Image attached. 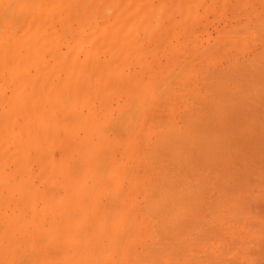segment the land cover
Instances as JSON below:
<instances>
[{"label":"bare ground","instance_id":"bare-ground-1","mask_svg":"<svg viewBox=\"0 0 264 264\" xmlns=\"http://www.w3.org/2000/svg\"><path fill=\"white\" fill-rule=\"evenodd\" d=\"M154 1H156L155 3H157L159 1L158 8H156L155 6L153 7L152 3ZM154 1L149 2V0H0V243H1V241L3 242V245L2 246L0 245L2 247V249L0 248V250H1L0 253L4 254L3 252H5L8 255L7 256L8 258H5L4 261H6V259H7V261L10 262L13 258L22 257V256L25 257L24 253L27 251V253H26L27 259L23 258V260H25L26 263L25 262L23 263V260H21L22 262L19 261L20 258L19 259L16 258V259L21 264L22 263L23 264H32L34 259L32 258L33 259L32 260L30 258H31V256L34 257L33 253L36 249L34 248L35 250L34 251L32 250L33 252H31V251L28 252V250H31V248L36 247V246L39 247L40 244L38 245V242L41 243V241H43V242L44 241H47V242L51 241V243H53L52 241H59V242H62L61 247L53 248V247H50V245H48L43 253L39 252V254H38L35 251V255H38V257L35 259V264H71L72 263L71 261L73 258L70 255L68 248H69V246L72 247L73 244L70 245V242L80 241V243H81V241L83 242V240L89 239V241L88 240L87 241L92 246L93 243H91V242H93V241L90 242V239L91 240L100 239L101 240L100 243L97 242V244H96L97 247L94 246L92 248L89 244H86V247L89 248V246H90L91 250L89 252H87L88 249H86V251L85 250L84 251L87 252V254L93 253V256L95 255L96 258H97V256L99 258V256L101 257L103 255V253L107 252L108 250H111V252L117 256L116 257L117 260H118V257L119 258L122 257V258H120V262L124 260L123 259L124 256L128 255L127 259L128 258L129 259L127 262H129V260L131 258L133 259V262L131 259L129 264L131 262L133 264H162L160 261H158V258H160V257H158V255L160 256L161 253H162L161 255L163 257L165 255L167 256L168 253L173 255V253H172V251H173L174 254H176V256H171V255L167 256L169 258L171 257V259L173 257L179 258V256L182 254H184V255L186 254L188 257L189 253L188 252L186 253L184 251L186 249L184 247V244H186L185 246L188 245L187 243H184L186 240L185 237H188L187 235L189 233L187 234V232H189V231L191 233H193V234H189L192 236L195 235V231L196 232L198 231L197 229L195 231H191V230H189L190 228L188 229L189 231H187L185 224L183 225L182 220H185V218L188 219L187 218L188 214H191V216L195 220L197 218V222H198V218H199V220H200L199 225L200 224L201 225L197 226L198 225L197 224L196 228L197 227L201 228V226H202V228H201L202 230L205 229L204 226H207L208 223L210 222V220L212 219L211 218L212 215L210 216V213L214 212V211H212V209L214 210V207H215L214 202H213L214 199L211 198L212 201L210 199H209L210 201L208 200L209 202L207 201L208 204H210L211 206L207 205L206 204L207 202H205V204L207 206H209V208H208L207 206L204 205V203L203 204L199 203V201H201L202 199H200V196H198V193H197V196L199 198L195 195V199H200L199 201L197 200L198 204L195 203L196 204V205L194 204L195 206L193 204H191V206L189 205L190 208L188 206L189 209L188 208L185 209L186 204L188 205V203H190L188 200L191 198L190 196L192 194V191L190 193L186 192V193L190 194V196L188 195L189 199H187L185 197L186 202L188 201L187 203L185 202V198H183V194H184L183 192H184V189H186L188 191L191 188L190 187L191 186L190 181L192 182L193 180L197 179V177H192L195 173L194 170L196 169L195 168L196 165L198 166V164L200 163L199 165H203V167L199 166L198 168L204 169V166L206 167V164H208V166H209V164H211L210 169L216 170L218 167H216L217 166L216 164H215L216 166L214 165L213 161L215 160V163L218 162L220 164L219 160H217V162H216V159L222 153L221 152V149H222L221 146L223 147V149H222L223 152H226L227 150L230 151L228 149V147H226L227 142H228L226 139H228L227 137L229 135L227 134V132L225 133L226 130L223 131L226 128L221 127V126H224V125H222L223 122L220 124V121H219V120H222V121L226 120L225 117H227V116L229 117V114L224 113L222 115V118H218V117L219 116L221 117L220 113H223V112H220L221 110H225V112H227V113L233 111L231 109V107L234 106L233 107V109H234L236 107L235 105L237 103L235 104L234 102H236V101H234L233 99L232 100L234 102L231 101V98L229 96V99H227V100H229L233 103L231 105V102H230L231 106L229 105V107H230V109H229L228 105L226 106L224 104V102L226 104H228L229 101H225V100L219 101L218 100V102H220V104L218 103L216 106L220 107L219 108L220 111L218 113L219 116L216 115L217 113H214L215 110L218 109V107L214 108L215 109L214 110L211 107L212 104L210 103L211 104L210 106L208 104V106L211 107L210 109H212L211 112H213V113L210 112L211 114H213L212 116L213 117L217 116L216 117L217 123L211 117H210L211 120L208 117H206L207 118V120H206V118H204L205 117L204 113L205 112L209 113V111L208 110L205 111L204 109H203L204 111L201 110L203 112V114L201 112V116H202L201 117L200 113H199L200 110L196 111L197 107L192 106L195 104H196V106L197 105L199 106L198 103H200V102H198L199 96L197 95V90L200 88L198 87V89L196 91L193 89L194 92L189 94L187 92H191L192 90L190 91L189 87L187 88L186 85H184V86L181 85L183 83L182 82L183 79L187 75H188L187 77H189V75H190V74H186V72L185 73L181 72V69H182V71H184L185 68L188 67L187 70L189 71V68L191 67L192 70L191 69L190 70L193 71L192 73L195 74L196 73L195 70L197 71V73H199L198 70L201 71L202 67H200V68L198 67L199 69L197 67H192L195 65V63L194 64L190 63L191 60L189 61L188 58H185V60L187 59L186 61H188V62H186V61H184V59L182 57L183 61L180 59H179V61H181L182 63L185 62L186 64L185 63L182 64L181 62H179L178 63L179 65H178L175 63V65L176 66L178 65V66L176 68L171 67L172 69L170 71L166 70V73H165V71H164V73H159L158 70L157 71L154 70L153 69L154 65L152 66V63H154L155 61H153V60H150L151 65L149 64V66L152 67L151 68L152 70L149 69L147 66H146V70H145L144 64L150 58L155 57V51L160 47L161 44H162V46L164 44H166L164 40L169 39L168 36L172 35L171 32L174 29V28L173 29L171 28L172 30L171 29L168 30V32L171 31L170 35H168V33H167L168 36H167V38L163 39V41L161 40L163 36L160 39V35H162V34L159 33V31H161V30H159L158 27H160V29H161V25H162V27L164 26L162 23L165 22L164 20L160 19L161 17L162 18L165 17L164 15L162 16L160 13L164 14L167 10H169V12H170L169 8L167 10L163 9L164 13L162 12L163 10L160 11V9H162V7L164 6L165 3L167 4L168 7L171 4H173V6L172 5L171 6L174 7L175 4L177 5V1H179V0H170L171 1L170 4L167 3V0H158V1L154 0ZM173 1H174V3H173ZM175 1H176V3H175ZM197 1L198 0H196V2ZM179 2H181L180 4H182V5L184 3L185 7H186V4L189 5L186 2H191V0H186V2H185V0H180ZM196 2H194V4ZM206 2L207 1L205 0V3ZM180 4H178V5H180ZM194 4H192V6H191L190 13H192V14H193V12H195L198 9L197 6L195 7L196 9L192 8V7H194L193 6ZM202 4H203V2H202ZM215 4H216V1H215ZM226 4H229V3H226ZM200 6H202V5H200ZM209 6H210V4H209ZM219 6H220V4H219ZM181 8H183L182 10H184V6H182ZM186 8H185V11H186ZM218 8L222 9L221 7H218ZM177 9L175 8V11ZM192 9H193V11H192ZM202 10H204V9H202ZM245 10H247V9H245ZM173 11H174V9L173 10L171 9V12H173ZM176 12H178V11H176ZM180 13H183V12H181V9H180ZM199 13H202V12L199 11ZM199 13H198L199 16L197 15L198 17H200V15H201ZM210 13H211V11H210ZM210 13L208 12V14H210ZM215 13H217V11ZM167 14H168V11H167V13H165V15L167 16ZM249 14H251V11H249ZM160 15H161V17H160ZM173 15H174V13H173ZM183 15H184V13L181 14L182 17H183ZM214 15H216V14H214ZM214 15L211 14V16H212L211 18H213ZM207 16H206V18H207ZM182 17H180V18H182ZM188 17L191 18L193 16L189 15ZM190 18H188V19H190ZM169 19H170V21H172V19L175 20L174 17L171 18V15H170ZM169 19H168V21H169ZM188 19H186V21H188V24H189ZM256 19L258 20L257 17H256ZM262 19H261V21H262ZM166 20H167V18H166ZM190 20H192V19H190ZM195 20H197V18ZM162 21H164V22H162ZM199 21H198V24H201V22H199ZM205 21H206V19H205ZM212 22H210V24ZM172 23H174V22H168L166 24H172ZM186 23H184V26ZM182 24L183 23H181L180 26L177 25L178 28H180ZM254 25H256V24H253V27L250 25L252 28V31L255 32L256 34H257V32L261 33L259 31L260 28L262 30L261 25H259V24L256 25V26H260V28L257 27L258 30L256 29V27ZM187 26L188 27H186V29H185L186 31H188L190 28L189 25H187ZM216 26H217V24H216ZM164 27L167 28V25ZM166 28L162 29V31L164 30L163 35L166 34L165 33L167 30ZM178 28H176V30ZM217 28H218V26H217ZM244 28L243 29L241 28V29L245 30L246 28H248V30H249L250 27L246 26V28L245 29ZM251 28H250V30H251ZM254 28L256 29V31H254L255 30ZM180 29H182V27ZM195 30H197V29H195ZM242 30H241V33L239 30H238L239 33H237L238 31L235 30V33H237V34H234L233 30L231 32H233V34L235 35L234 38H237V36H238L242 40V38L245 39L248 36L247 40L250 41L249 38H251L253 36L252 31H250V30L249 31L248 30L242 31ZM242 32L244 34H246L247 32H250V35L248 33H247V35H244ZM157 33H159L160 35L158 34L156 37H157V39L159 38V40H161L162 43H160L158 41L160 44L158 43L159 47L158 48L156 47L157 49L155 50V47H153V46H155L157 42L155 40H152V38L153 37L156 38L155 35ZM262 33H264V32H262ZM185 34H186V32H185ZM228 34H229V32H228ZM233 34L231 33V35L229 34L227 36H229V37L232 36V38H233ZM240 34H242V35L240 36ZM186 35H183V36H186ZM172 36H170V37L173 38ZM203 36H205V35H203ZM223 36L220 37L218 40H220V39H222L223 41L229 40L228 38L223 39L225 37V36L224 37ZM199 37H201V36H199ZM255 37H256V35L253 38H255ZM260 39H262V38H260ZM178 40H179V38H178ZM230 40H229V42H230ZM257 40H255L256 43H257ZM150 41L152 42L151 45H150V43H151ZM153 41H155V43ZM181 41L182 40H180V42ZM235 41L238 44L239 41H237L235 39H234V41L232 40L231 43H234ZM224 42H226V41H224ZM229 42H227V43L231 44ZM260 42H261V40H260ZM174 43H173V45H174ZM191 43L192 42H190V44ZM211 43L210 44L208 43V44L212 46ZM178 44H179V42H178ZM214 44H215V41H214ZM205 45H207V44H205ZM225 45H226V43H225ZM259 45H261V44H259ZM162 46H161V48H159V50L160 49L162 50L164 48V47L162 48ZM203 46L204 45H202V47ZM257 46H258V43H257ZM166 47L167 48L164 49V50H166L165 53L169 52V50H168L169 45L168 46L166 45ZM202 47H201L202 50L205 49ZM220 47L222 48V45ZM252 47H253V45H252ZM252 47H251V49H252ZM211 48L212 47H210V49ZM195 49H197V48H195ZM210 49L208 47V50H210ZM253 49H252L253 52L256 51L255 47ZM170 50H172V49H170ZM202 50H201V53H203ZM208 50L205 49L204 53H206V51H208ZM234 50H236V48ZM242 50L243 49L241 48V51ZM260 50H262V49H259L258 52ZM263 50H262V52L264 53ZM199 51L200 50L194 51V49H193L192 51L189 52L190 54L194 52V54L196 56H198L195 58L194 54H191L194 56V57H192V59L194 61H196L197 58L199 59L200 55L202 56V54ZM212 51H213V53L211 55H214L215 47L212 48ZM162 52H163V50H162ZM197 52H199L200 55ZM226 52H228V51H225L224 53H226ZM233 52H231L229 54L232 55ZM159 53H160V51H159ZM165 53H163V54H165ZM210 53H211V51H210ZM156 54H158L157 51H156ZM169 54H170V52H169ZM190 54H188L187 57H190ZM246 54H247V51H246ZM254 54H255V52H254ZM254 54L251 53V55H254ZM175 55H176V53H175ZM159 56H161V55L159 54ZM262 56H264V55H262ZM203 57H204L205 61L208 58L207 55L205 54V56L201 57L202 62H203ZM248 57L249 56L246 57V62H250V63L252 62L253 63L255 59H253V61L252 60L250 61V59H248ZM251 57H253V56H251ZM228 58H230V57H228ZM243 59H245L244 56H243ZM243 59L240 60L241 63L243 62ZM156 60H157V57H156ZM226 60H227V58H226ZM228 60H227V63L229 62ZM238 60H239V58H238ZM205 61H204V63H205ZM214 61H216V59H214ZM191 62H193V61H191ZM221 62H223V60ZM232 62H234V60H232ZM232 62H231V64H232ZM243 64L244 63H242L241 65L238 64L240 70L244 69V68H242V66L244 67ZM256 64H258V62ZM260 64H262V62ZM263 64H264V61H263ZM181 65H183V68ZM184 65L187 67L184 68ZM203 65L201 63V66H203ZM215 65H217V63ZM171 66H173V65H171ZM220 66H219V68H220ZM234 66H236L238 68L237 65H234ZM248 66H246V64H245V67L248 68V70H246L247 71L246 76L250 77L251 75H248L250 73V71L251 72L254 71L253 73H256L258 70L255 69L256 70V72H255V70L249 69ZM168 67L166 69H168ZM259 67H262V66L260 65ZM235 68H234V70H237ZM263 68H264V66H263ZM206 69H207V67H206ZM224 69L226 70V68H224ZM230 69H232V68H230ZM217 70L220 71L219 69H217ZM240 70H238V71H240ZM202 71L205 72L204 69ZM202 71L200 72V75H202L201 74V73H203ZM207 71L210 72L209 69ZM241 71H243V70H241ZM208 72H207V74H209ZM146 73L147 74L149 73V74L147 76H145ZM233 73L235 74V72H233ZM181 74H183V76ZM228 74H230V72ZM228 74H226V77H229L232 75V73L230 75H228ZM198 75L199 74L195 75V76H197V79H195V77H192V76H191V78H194V80H196V82H198L200 80ZM214 75L219 76L217 74H213V76ZM235 75L236 76L240 75L241 80H242V76H244V74L242 75L241 72H240V74H235ZM202 76H204V75H202ZM205 76H206V74H205ZM246 76H244V77H246ZM237 77H238V80L237 79L236 80L239 82L240 81L239 76H237ZM191 78H189V79H191ZM218 78H219V81L223 80V79H221L222 77H220V76ZM261 78H262V75H261ZM189 79H187L185 81L188 82ZM231 79H233V77H231ZM244 79L245 78H243V80ZM212 80H214V79H212ZM226 80L227 79H225L224 81H226ZM219 81L214 80V83L216 82L219 84ZM224 81H222V82H224ZM250 81H248V84H250L249 83ZM233 82L235 83V81H233ZM245 82H246V80H245ZM239 83H241V81ZM176 84L179 86V88L177 87ZM246 84H247V82H246ZM253 84H254V82H253ZM261 84L262 83H260L259 86H261ZM187 85L190 86L188 83H187ZM198 85H200V84H198ZM208 85H209V87L212 86V85H210V82ZM235 85H237V84H235ZM250 85H252V84H250ZM200 86H202V85H200ZM215 86H217V85L215 84ZM252 86L254 88V85H252ZM263 86L264 85L262 84V87ZM213 87H214V85H213ZM236 87H240V85L236 86ZM236 87H235V89H236ZM246 87L247 86H245L244 88L246 90L247 89L249 90V88L251 86L247 87V88ZM258 87H255V88H256V92H259L258 93L259 94L258 99L261 100L260 95H263V94H261L260 91L262 89H259ZM262 87H260V88H262ZM185 88H187L186 93L189 94L188 96L193 95L196 92V94L193 97H191V96H190L191 98L189 97L195 103V104L193 103L192 105L190 104V106H192L191 108L195 107L194 108L195 110L193 109L194 110L193 111L191 108L188 107L187 110L189 112L188 111L183 112V110H182L183 114H180V113L177 114L175 111H177L179 108L176 107V105H173L175 102V101H173V99L175 98V100H177L176 96H178V95H180L181 99L184 98V97H181L182 94H183V96L188 98L187 94L184 92L185 93V95H184V93H183ZM222 88H223V86H222ZM225 88H227V85L225 86ZM255 88L254 89L251 88L252 91L251 90H249V91L255 92L254 91ZM257 88H258V91H257ZM203 89H204V87H203ZM245 89H243V90H245ZM220 90H221V88H220ZM234 90H232V91H234ZM240 90H241V88H240ZM248 90H247V92H248ZM203 91H205V90H203ZM235 91H238V89ZM207 92H208V90H207ZM216 92H217V90H216ZM225 92L223 90L224 94H226ZM240 92L244 94L245 91H243V92L240 91ZM240 92L238 91L239 94L235 95V98H237L236 96L241 95ZM247 92L245 93L246 95H247ZM198 93H200V92L198 91ZM218 93L221 94L219 91H218ZM233 93L235 94L236 92H232V94ZM224 94L222 96H224ZM250 94L253 95V93H250ZM258 94H256V95H258ZM200 95H202V94L200 93ZM203 95H202V97H203ZM207 95L211 96L209 94H207ZM218 95H217V97H218L217 99H220ZM120 96L121 97L123 96L124 99H122ZM117 97H120L123 100L122 103L120 102V99H119L120 103H116ZM220 97H221V95H220ZM244 97H246V96H244ZM248 97H250V95H248ZM180 98H178V99H180ZM206 98H212V97H206ZM217 99L215 96L214 101H212V102L216 103ZM235 100H237V99H235ZM257 100H254V101L256 102ZM262 100H264V99L262 98ZM183 101H184V99H183ZM185 101L187 102V100H185ZM199 101H200V99H199ZM242 101H244V100H242ZM251 101H252V99H251ZM261 101H259V102L261 103ZM246 102H247V100H246ZM260 103H259V105L258 104H256V105H258V108L262 107L261 109H259V110H262L264 106H260ZM176 104L178 105V103H176ZM222 104H224L226 106V108H223ZM186 105L188 106L187 103H186ZM200 105H202V103ZM243 105H245V104H243ZM249 105H250V102H249ZM249 105H247V106L249 107ZM261 105H263V104L261 103ZM162 106L167 107L169 109H172V111L165 112L164 110H166L167 108H163ZM173 106H175V107L172 108ZM251 106H253V105L251 104ZM227 107H228V109H227ZM175 108H178V109L176 110ZM237 108L240 109L238 106H237ZM254 110H255V108H254ZM238 111H236L235 114L238 113ZM241 111H242V109H241ZM243 111L241 112V115H242ZM247 111H249L248 108H247ZM258 111H256V112H258ZM196 112H198L199 114ZM232 113H230V114H232ZM253 113H251V115ZM196 114H198V115H196ZM243 114L248 115V114H246V108H245V112ZM238 115H239V113L236 114V117ZM199 116H200V118H202L201 120H200ZM256 116H258V115L253 114L252 118L254 119V117H256ZM262 116L263 117L259 116V118L261 121L263 119V122H264V112H263ZM236 117L234 118V120L237 118H240V117H237V118ZM242 117H243V115H242ZM203 118H204V120L207 121L206 125L209 124L208 126H210V124L214 122L213 125H216V126L214 127L211 125L213 127L212 129L215 128V130H217L216 127L218 128L219 125H220L219 127L224 128L222 130L223 132L221 131L219 134L222 137L219 136L217 133L218 138H216L217 136L215 133L214 134L215 141L213 142V139H214L213 133L215 132V130L213 132V130L209 127V129L211 131L210 135L209 134L206 135L207 133H204V132H206V130L204 131V129H202L205 127L201 126V125H204L206 123L205 121H203ZM223 118H224V120H223ZM231 118L232 117L230 116V118H228V119H231ZM240 120L242 121V119H240ZM254 120H252V121L255 122ZM197 121H198V123H197ZM199 121H200V123H199ZM202 121L205 123L202 124ZM208 121H210V123H208ZM232 121H233V119H232ZM247 121L249 122V119H247L246 122ZM256 121H258V118ZM227 122L225 125H227ZM231 122H229V123L231 124ZM263 122H260V123H263ZM249 123H251V122H249ZM196 124H199V126ZM217 124H218V126H217ZM234 124H231V125H234ZM237 124H240V123H237ZM251 125L250 126L248 125V126L251 127ZM263 125L261 124L260 126H263ZM195 126H198V127H195ZM208 126H206V127H208ZM234 126H236L235 129L237 127L240 128V126H237V125H234ZM243 126H244V124H243ZM226 127H228V126H226ZM229 127H231V126H229ZM245 127L247 128V126H245ZM253 127H252V129H253ZM194 128L197 129L199 132H200L199 129L203 130L204 132L201 131V134L203 136L200 135L199 132L197 134V130H195V132H194ZM250 129L248 128L249 131H250ZM252 129H251V131H252ZM256 129L257 128L255 126L254 130L257 134ZM259 131H260V129H259ZM239 132L240 131H238L237 133H239ZM244 132H245V130H244ZM224 133L228 136H226ZM262 133H264V132H261L260 134L262 135ZM222 134L225 135L226 139L224 138V136ZM245 134H246V138H247V133L245 132ZM249 134H250V132H249ZM198 135H200V136H198ZM263 135H262V137L264 138ZM206 136H207V138L210 136L213 137V138L210 137L212 140L211 143H209L210 139H207ZM230 137H229V139H230ZM237 137H236V139H238L240 141L241 139H239ZM240 137H242V134ZM259 137H261V136L259 135ZM244 138H245V136H244ZM249 138H247V140ZM263 138H261V139L263 140ZM205 139H207L206 142H205ZM216 139H217V141H216ZM222 139L225 140L224 145H225L226 151H224V145H223V143H221ZM251 139L252 138L249 139L248 146L250 145V142L252 141ZM198 140H202L204 142L203 143H202V141L198 142ZM255 140L257 142H259L260 145H264V141H263V143L262 142L260 143L258 136H257V138L254 139V143L256 142ZM232 141H235V140H232ZM200 142H201V144H200ZM216 142L219 143L220 147H218L219 145ZM204 143H205V148H204ZM215 143L218 146L216 145V147H214ZM233 143H235V142H232L231 144H233ZM229 144L230 143H228V146H229ZM243 144L246 145V146H244L246 148H243V149L245 151H247L248 146H247V142L245 143V139H243L242 145ZM259 144L255 145V146L257 147ZM199 145L202 146V147L200 146L201 153H200V151H198ZM237 145H238V142H237ZM237 145H236V147H237ZM194 146H196V147H194ZM252 146L255 148L254 145H252ZM233 147H232V149L236 150V148H233ZM240 147H241V149L240 148L239 149L242 150L243 146H240ZM194 148H197V154L199 155V157L200 156L202 157V158L197 157L199 160L196 159V151H194ZM207 148H208V151H206ZM214 148L216 151H213ZM251 148H250V152L248 151L249 154L252 151ZM232 149H231V151H232ZM257 149L258 148H255V151H252V152H258ZM209 150H210V152H209ZM217 150L219 151V153H218L219 155L216 153L218 156L214 155V153L217 152ZM259 150H261V149H259ZM211 151L213 152L214 158L216 156L215 159L213 158ZM204 153L208 154V156H206ZM228 153L229 152H226V154H224L225 157ZM239 153H241V152L239 151ZM236 154H238V153H236ZM241 154H243V152ZM249 154L247 155L248 160L251 161V159L253 160V158H255L256 160L258 159L257 158L258 153L256 156L255 155L252 156V153L250 155ZM224 155H222L221 158ZM244 155H246V154L244 153ZM260 155H263V154H260ZM260 155H258V156H260ZM203 156L204 157L206 156V158H203ZM228 156H230V155L228 154ZM232 156H234V155L232 154ZM236 156H239V155H236ZM236 156H234V157H236ZM249 156L250 157L252 156L253 158L252 157L249 158ZM225 157H223V158L226 161H224L223 159L222 160L227 165L230 161L232 162V160H236L234 158L227 163L228 158L227 157L225 158ZM244 157L246 159V156H244ZM244 157L242 159H244ZM207 158H208V161L211 159L210 160L211 163H209L206 160ZM202 159H203V163L201 161ZM196 160L198 161V163L195 162ZM248 160H247V162L245 161L247 164L242 163L243 161L241 162L242 164H246L245 167L248 166L246 168L247 170H248V168H251V167H249V164L251 162H249ZM254 160L252 161L253 163H255ZM204 161H206L205 164H204ZM238 161H237V164L235 163L236 161L232 164L238 165ZM260 161H262V157L260 158L259 162ZM259 162L257 165H259ZM260 163H263V161ZM221 164L223 165L222 161H221ZM226 164H224V166H222V165L221 166L218 165V166H220L222 168V167H225ZM227 165H226V167H227ZM255 165H256V163H255ZM255 165L252 164V167ZM263 165H264V163H263ZM213 166H215V168ZM242 166H244V165H242ZM238 167H239V165H238ZM238 167H236L238 170L242 169V168L240 169V167L239 168ZM259 167H260V165H259ZM259 167L257 166L258 169H259ZM198 168L196 169L197 170L196 173L200 172V170H198ZM225 168H222L223 170L221 169L222 171L220 170V173L223 172ZM230 168H232V167H230ZM262 168H260V170ZM205 169L203 172H205ZM233 169H235V168H233ZM258 169H256V171H257L256 174H259ZM230 170H227L226 173L224 172L225 175L228 174L227 172ZM252 170L253 169H250L247 172L248 173L250 172V175H251V173L254 171V170L253 171ZM260 170H259V172H262L264 169L261 171ZM213 171H211V172H213ZM209 172L210 171H208V173ZM211 172H210V176L212 175ZM224 173H223V175H224ZM239 173H241V172H239ZM245 173H246V170H245ZM254 173L255 172H253V174ZM206 174L205 173H203V175L200 174V177L203 176V182H204V179H206L208 176V174L207 175ZM229 174H231V173H229ZM204 175L206 176L205 178H204ZM233 175H235V174H233ZM196 176H197V174H196ZM220 176L224 177V176H222V174ZM220 176L218 178H221ZM254 176H255V174H254ZM191 177L193 178V180L189 181V179H192ZM200 177H198V178L201 181ZM246 177H248V176H246ZM251 177L249 178L250 180H247L248 182L252 181ZM230 178H232V177H230ZM233 178H234V176H233ZM241 178H242V180L240 181V179L238 177V179H239L238 182H240V184L246 180L245 175H244L245 179L243 178V176ZM256 178H255V180H256ZM232 179H231V183H233V185H234V183H236L237 181L233 182ZM199 180H197L198 182L193 181L195 186L196 185L198 186V184H196L195 182L200 184V186L197 188L199 190L205 188L206 185L212 181V180L211 181L208 180L206 182V180H207L206 179L205 180L206 185L203 183L204 184L203 185L204 187H203L201 184L202 182L200 183ZM227 180H230L229 177ZM188 181H189V184H188ZM218 183H220V182H218ZM223 183H224V181H223ZM226 184H228V181ZM220 185H221V183H220ZM201 186H202V188L200 189ZM241 186L242 185H240L239 187H241ZM231 187H232V185H231ZM209 188L213 189V187L212 188L209 187ZM209 188L206 187L205 189H209ZM223 188L224 187H222V189ZM227 188L228 187H226V189ZM194 189L195 188H193L191 190L194 191ZM205 189H203V193L205 195H207L208 190H205ZM220 189H221V187H220ZM226 189H225V191H226ZM234 189H235V187H234ZM248 189L246 188V190H248ZM204 190H205V192L206 191L207 192L205 193ZM213 190H209V192L213 193ZM239 190H241V189H239ZM218 191H220V190H218ZM228 191L229 190H227V192ZM250 191L251 190H249L248 192H250ZM234 192H236V191H234ZM242 192L238 197H240L242 195ZM193 193H195V191ZM201 193L202 192H199V194L203 196V193L202 194ZM228 193H229L228 195H230L231 191H229ZM246 193H247V191H246ZM254 194L256 195V193H254ZM225 195H223V196H225ZM228 195H226V196H228ZM186 196H187V194H186ZM230 196H228V197H230ZM247 196H248V194H247ZM205 197L207 200L208 195ZM231 197L233 198V195ZM261 197H262V194H261ZM193 198H194V196H193ZM236 198L237 197H235V199ZM183 199H184V201H183ZM235 199L234 200L232 199L234 201V203L236 201ZM225 200L226 199H224V201ZM218 201H221V200L219 199ZM229 201H227V202H229ZM233 201H230V202H233ZM258 201L261 203L260 198L258 199ZM193 202H191V203H193ZM222 203L223 202H221V204ZM234 203L232 205H234ZM201 204L204 205L206 208H204V206H203L204 209H202L201 207H198V205H201ZM222 205H225V202ZM232 205L226 204V206H229V207ZM237 205L238 204L236 203L235 206L231 207L232 208V209H230L231 215L233 214L232 210L234 207H236L235 208L236 210H234V211L235 212L238 211L239 208H237ZM192 206H194V207L192 208V212H190L189 210H191ZM219 206H217V204H216L217 208ZM195 207L197 209L201 208L200 211L201 210L204 211L205 209H211V212L209 213L210 218L208 217L210 219L209 222L203 220L205 223L207 222L206 225L203 224L204 222L201 223V220L204 219L203 217L202 218L197 217V213H196L197 209ZM216 207H215V210L219 211V209H216ZM225 207L222 209L224 210ZM257 207H259V206L257 205ZM184 209H185V212H186V210H188L189 213L188 214L183 213ZM226 209H228V210H227V212L225 211V214L229 213V208L227 207ZM194 210H196L195 213H194ZM240 210H242V209H240ZM244 210L247 211L248 209H244ZM200 211H199V213L202 216L206 214V213L202 214V212H200ZM259 211H260V209H259ZM204 212H207V211H204ZM239 212L241 215L242 214L241 211H239ZM239 212L237 213V215L236 214L235 215L238 216ZM243 213H245V212L243 211ZM186 214H187V217H185ZM220 214H222V213H220ZM193 215H195L196 217ZM228 215L230 216V214H227V217H228ZM262 216H264V215H262ZM183 217H185V218H183ZM189 217H190V215H189ZM192 217H190L189 220H186V221L188 223H190L189 221ZM224 217L227 219L226 216H224ZM231 217L234 218V216H231ZM240 217L241 216H239V218ZM195 220H194V222H195ZM229 220H230V218H229ZM197 222H195V223H197ZM211 222H213V221H211ZM211 222L209 223V226L207 228H209L211 226L212 230L213 229L215 230V227L213 228L212 225H210ZM238 222H240V220ZM214 224H215V222H214ZM191 225L193 226V221H192V224H190V227H191ZM180 226L181 227L184 226L186 228L185 229L186 235H185V233H183L184 232L183 227L180 229ZM124 227H129V229L132 228V231H129V233H128L129 234L127 236L128 240H132V241H133V239L143 240L144 237L150 236V237H152V240H154V243L153 244L149 243V241L151 240L150 239L147 243H149L151 245L142 247L141 249H136L137 246L134 247V245H133L134 248H128L127 246H125L121 242L119 244H117V242H116V244L114 243L113 245H111V243H110V245H106L107 240L122 241L123 236L120 235L119 231ZM194 229H195V225L193 227V230ZM201 229H199V232H197L198 234L199 233L202 234L200 231ZM125 230L127 231V228ZM180 230H183V231L180 232ZM205 230H207V229H205ZM207 231H209V230H207ZM125 235H126V233H125ZM180 236L181 237L185 236L184 237L185 239L184 238L181 239ZM196 236H195V238H196ZM200 237H203V238L200 239ZM200 237H197L198 239H195V240H198V242L195 241V243L193 241L194 236H193V238L189 237L187 239V241L189 239H192L189 241L190 242L192 241V243H194L193 245H197V243L199 245L201 243L200 240H205L207 238V236L200 235ZM204 237H205V239H204ZM103 239H105V241H103ZM183 239H184V242H183L184 244L180 243V242H182ZM256 239L258 240L259 237L258 238L256 237ZM179 240H180V242H178ZM234 240L237 241L236 239H234ZM250 240H252V239H250ZM156 241H157V244H156ZM254 241H252V242H254ZM102 242H105V243L103 244ZM177 242H178V244H177ZM208 242H209V244H211L209 240H208ZM230 242H232V240ZM262 242H264V240H262ZM127 243L128 242H126V244ZM140 243L141 242L139 241V247L138 248H140V245H142ZM147 243H146V245H147ZM229 244L231 245L232 243H229ZM78 245H79V243H78ZM81 245H83V248H84V242ZM81 245H79V246H81ZM179 245H183V247H184L183 251L185 253L182 250L179 253L177 251H174V250L178 249L177 247ZM189 245H190V243H189ZM219 245H221V244H219ZM262 245H264V244H260V247ZM207 246H208V243H207ZM183 247H181V249H183ZM80 248H79V250H81ZM206 248L207 247H205V249ZM221 248L223 249V250L221 249V252L225 251L224 250L225 248H223V247H221ZM189 249H191L193 251L196 248H195V246H192ZM229 249L227 248V251H229ZM251 249H253V247ZM169 250L170 251L172 250V251L166 252ZM186 250L188 251V247ZM249 250L247 252H249ZM84 251H82V252H84ZM163 251L165 253L164 255H163ZM78 253H80V252H78ZM222 253L225 254V255L222 254L224 256L223 258L225 260L228 258V260H226V261H228L227 264H229V262L231 263V261L234 262V259H236L235 256L238 258L237 255L227 257L226 252L225 253L222 252ZM251 253H248V254H251ZM2 254H1L0 258L2 257ZM74 254H73V256H74ZM177 254L179 256H177ZM190 254L194 255V253H190ZM212 254H210V255H212ZM39 255H41V256L39 257ZM80 255L82 257V258L80 257V262H81V260L84 258H83V254L80 253ZM184 255L180 256V258L184 257ZM186 255H185V258L189 260V258H187ZM205 255H207L210 258V260H208V261L211 262V259L213 257H211L208 254H205ZM219 255H220V252H219ZM253 255H255V254H253ZM91 256L92 255H89V256H87V258L88 257L90 258ZM198 257H200V254ZM202 257L204 259V256H202ZM231 257H233V258H231ZM245 257H246V255H245ZM102 258L105 259V255L102 256ZM194 258H196V257H194ZM16 259H14L15 261L14 260L12 261L13 264L16 262ZM104 259H102L103 262H104ZM108 259H109L108 261H110V257H108ZM192 259L190 258V260H192ZM203 259H201V260H203ZM224 259H222V256H221V260H224ZM29 260H31L32 262ZM91 260H92V257L90 258V261ZM98 260L96 261L95 264H98ZM172 260H174V259H172ZM172 260H171V262H172ZM205 260H207V259H205ZM87 261H88V259L86 260V262ZM203 261H201V262H203ZM218 261H219V259H218ZM9 262H7V263H9ZM91 262L90 263L93 264V261H91ZM99 262H100V260H99ZM173 262H175V261H173ZM186 262H189V261H186ZM192 262H193V260H192ZM195 262H197V261H195ZM0 263L5 264L6 262L3 263V261H0ZM104 263L106 264V261ZM15 264H17V263H15ZM33 264H34V262H33ZM107 264H108V262H107ZM115 264H117V263H115ZM192 264H195V263L193 262ZM196 264H199V263H196ZM214 264H216V263H214ZM218 264H219V262H218ZM223 264H226V263H223Z\"/></svg>","mask_w":264,"mask_h":264},{"label":"rangeland","instance_id":"rangeland-1","mask_svg":"<svg viewBox=\"0 0 264 264\" xmlns=\"http://www.w3.org/2000/svg\"><path fill=\"white\" fill-rule=\"evenodd\" d=\"M154 0H149V2H153ZM158 1V0H157ZM180 1V0H179ZM179 1H177V5L175 4V6L174 7H172L173 6V4H171V5H169V7L167 6V4L165 3L164 4V8L162 7V9H160V11H162L163 9L164 10H167L168 8L170 9V12H169V10H167L168 11V14H167V16L165 15V13H167V11L164 13V10L162 11L164 14H162V13H160L162 16L164 15L165 17L164 18H162L161 17V15H160V19L161 20H164V21H162V22H164V23H162L164 26H166L167 25V28L166 27H164V28H166L167 30H166V34H164L163 35V32H164V30L162 31V29H164L163 27H162V25H161V29H160V27H158L159 28V30H161V31H159V33L160 34H162V35H160L159 33H157L156 35H155V37L159 34L160 35V39H161V37H162V41H163V39H165V38H167V36L168 35H170V32H168V30L169 29H171L172 30V35H170V36H172L173 38H171L170 36H168L169 37V39H165L164 41H165V43L166 44H164L163 46H162V44L160 45V47L158 46V43L160 42V43H162V41L161 40H159V38L157 39V37L156 38H152V40H155L157 43H156V45L155 46H153V47H155V50L159 47V48H161V46H162V50H163V52H162V50L160 49L159 50V48L156 50L157 51V53L158 54H156V51H155V57L154 58H150L145 64H144V66H145V70H146V66L149 68V69H151L152 67L151 66H149V64H150V60H153V61H157L156 63L154 62V63H152V66L154 67L153 69L154 70H158V72L159 73H164V71H165V73H166V70L167 71H170L172 68H176L179 64V62H181V61H179V59L180 60H182L183 61V59H184V61H186L185 60V58H188V60L190 61H193V62H191L190 61V63H192V64H194L195 63V65L194 66H192V67H202L201 69L203 70H205V72L204 71H202L203 73H201L202 75H204L205 76V74H206V78L204 77V76H202V75H200V70H198L199 71V73H197V71L195 70V72L197 73V74H199L198 75V77H199V81L198 82H196V80H194V78H191V76L192 77H195V79H197V76H195V75H197L196 73L194 74V73H192L193 71H191L192 70V68L190 67L189 68V71L187 70V66H185L184 65V68L185 67H187V68H185V70L184 71H182V69H181V72H186V74H190L189 75V77H185L184 79H183V83L181 84V85H186V87L188 88L189 87V90L191 91V92H187V93H193L194 92V90L196 91L197 89H198V87L200 88V89H198L197 90V95L199 96V99H200V101H199V99H198V102H200V103H198L199 104V106L197 105L196 106V104L192 101V99H190L191 97H193L195 94H196V92L193 94V95H190V96H188L189 94H187L186 93V91H187V88H185L184 89V91H183V93L185 92L186 94H187V96H188V98H186L185 96H183V94H182V96L181 97H184V98H180V95H178V96H176L177 98V100H175V98L173 99V101H175L174 102V104L173 105H176V107H178V108H175L177 111H175L177 114L178 113H180V114H183V112H186V111H188L187 109H188V107L189 108H191L192 106H195V107H197L196 108V111H199V113H200V116H201V112L202 111H206V110H208L209 111V113L207 112H205L204 113V118H206V117H208L210 120H211V118H213V120L216 122L217 121V119H216V117L217 116H215V117H213L212 115L213 114H211V113H213V112H211V110L212 109H210L211 107L214 109V108H217L218 107V109H214L215 110V112L214 113H217L216 115H218L219 116V106H216L218 103L220 104V102H218V100L219 101H223V100H225V101H229V100H227V99H229V96H230V98H231V101H236V102H234L236 105V107L233 109V107H231V109L233 110V111H231V112H225V110H221L220 112H223V113H220V115H221V117L219 116L218 118H222V115L225 113V114H229V117L227 116V117H225L226 118V120H224V118H223V120L225 121H222V120H219L220 121V124L222 123V125H224V126H221V127H225L226 129H224V128H221V127H219L218 126V124H217V126H218V128L216 127V129L217 130H215V128L214 129H212L213 127L212 126H216V125H213V123H211L210 124V126H208V125H206L207 124V118H206V120H204V118H203V121H205V122H203L202 121V124L203 123H205L204 125H201V126H203V127H205V128H202V129H204V131L206 130V132H204L203 130H201V129H199L200 130V132L197 130V129H195L194 128V132H195V130H197V134H198V132H199V134L200 135H202L201 134V131H203L204 133H207L206 135H210V129H209V127L213 130V132H214V130H215V132L213 133V136H214V134L216 133V136H217V133H218V135L220 134V132L223 130V131H225V133L227 132V134L229 135H226L225 133V135L226 136H228L227 138L228 139H226L225 138V135L224 134H222L223 136H224V138L228 141H226L227 142V146L226 147H228V149L230 150V151H226V149H225V145H224V141L225 140H223L222 139V142L221 143H223V145H224V151H226V152H229L228 154L230 155V156H228V154L226 155V157L228 158V160H227V163L230 161V160H232V159H236V160H232V162L230 161L229 163H228V165L226 164V163H224L223 162V160L224 161H226L223 157H225V155L224 154H226V152H223L222 151V149H223V147L221 146V152L223 153H221V155H219L218 153H219V151L217 150V152H215L214 153V155H217L218 157H217V159H216V162H217V160H219V162H220V164H221V161H222V163H223V165L222 166H224V164H226L227 165V167H226V165H225V167L227 168H225V167H222V168H225L224 169V171L223 172H221L220 173V170L222 169L220 166V164L217 162V163H215V160L213 161V163H214V165L216 166V167H218L216 170L215 169H213V170H211L210 169V165L211 164H209V166H208V164H206V167L204 166V169H205V172H203L204 171V169L203 168H201V167H203V165H199L198 164V166L196 165V169L199 167V166H201L200 168L201 169H199L198 168V170H200V172L199 173H196L197 172V170L195 169L194 170V175L192 176V177H197V179H195V180H193V178L192 179H189V181L190 180H193V181H197V180H199V178L198 177H200V174H202L203 175V173H207L208 174V176H207V180L206 179H204V182H203V176L202 177H200L201 178V181L199 180V182L202 184V186L205 184L206 185V183H205V180H206V182L208 181V180H212L210 183H208L207 185H206V187L207 188H209V187H213V189H205V188H203V189H205V190H208V192H207V195H208V199L206 200V197L205 196H207V195H205L204 193H203V189H201L202 188V186L200 187V189L201 190H199V189H197L199 186H200V184L199 183H197V182H195L196 184H198V186L196 187L195 186V184H194V182L192 181H190V184H191V188L187 191L186 189H184V194L186 193V192H188V193H190L191 191H192V194H191V196H190V194H188V193H186L187 194V196H186V194L184 195L183 194V198H187V199H189V197H188V195L193 199H189L188 201L190 202V203H188V205L186 204V207H185V209H187L188 208V206L190 205L191 206V204H195V203H197L200 199H202L201 201H199V203H204V205L205 206H207V205H209V206H211L210 204H208V202L211 200L212 201V199H214V206L216 207V204H217V206H219L220 204H221V202H223L222 204H224V202H225V205H220L218 208L216 207V209H219V211H216L215 210V207H214V210L212 209V211H214L213 213L211 212V209H205L204 211H207V212H204L203 210H201L200 211V209L202 208V209H204V208H206L204 205H198V207H201V208H199V209H197L196 207V209H197V217H203L204 219H202L201 220V223H203L204 221L203 220H205V221H208L209 222V218H210V216L212 215V219L210 220V222L211 221H213V222H211V224L210 225H212V227L214 228L215 227V230L213 229L212 230V228H211V226L209 227V228H207L208 226H209V223H208V225L207 226H204V225H206L207 224V222L205 223H203L204 225V228L205 229H207V230H209V231H207V230H205V229H201L202 228V226H201V228H199V227H197L196 228V225L197 226H200L199 225V222H200V220H199V218H198V222H197V218H196V220L191 216V214H188L189 213V211L190 212H192V208L196 205H194V206H192L191 207V210H186V212H185V209H184V211H183V213H187L188 214V217H187V214H186V216L185 217H187L188 219H186L185 217H183V218H185V220H182V223H183V225L185 224V227L187 228V231H189V230H191V231H195L196 229L198 230L197 232H199V229H201L200 231H201V233L202 234H200V235H202V236H207V238L205 239V237H204V239L205 240H200V244L198 245V243H197V245H193L194 243H195V241L196 242H198V240H195V239H198L197 237H200V235L195 231V235H193L194 236V238H193V236L192 235H189V234H193V233H191L190 231L189 232H187V236L188 237H185V236H180V238L182 239V238H186V240H185V242H184V239L182 240V242H180V240L178 241V242H180V243H182V244H184V243H187L188 245L187 246H185L186 244H184V247L187 249V247H188V251L185 249L184 250V247H183V245H179L177 248V250H174V251H177L178 253L182 250H184L186 253L188 252L189 253V255H188V257H187V255H186V257L187 258H189V260L188 259H186L185 258V255L184 254H182V255H184V257H182V258H180V256H182V255H178L177 254V256H179V258L178 257H173L172 259H174V260H172L171 259V257L169 258V257H167V256H176V254H174V252L172 251V253H173V255L172 254H170V253H168L167 254V256L165 255V256H163L162 257V253L160 254V256L158 255V257H160V258H158V261H160L162 264H192L193 262L196 264V263H199V264H214V263H216V264H218V262H219V264H223V263H226L227 264V262L228 261H226V260H228V256H235V255H237L238 256V258L235 256V258L236 259H234V262L233 261H231V263L232 264H244L245 262V264H264V245H262L261 247H260V244H264V242H262V240H264V216H262V215H264V165H263V163H264V145H260L259 144V142H257L256 140V144L254 143V139L255 138H257V136H258V139L260 140V143L262 142L263 143V141H264V138L262 137V135L264 134V133H262V135L260 134L261 132H264V122H263V119H262V121L260 120V118H259V116H261V117H263L262 116V114H263V112H264V107H263V109L262 110H259V109H261L260 107L258 108V105H259V101H261L262 100V98L264 99V86L262 87V84L264 85V68H263V66H264V64H263V61H264V56H262V55H264V53L262 52V50L264 49V33H262V32H264V0H206L207 2L205 3V0H198L197 2H196V0H191V2H186V0H185V2L186 3H188L189 5H187L186 4V7H185V4L183 3V5L182 4H180L181 2H179ZM201 1V2H200ZM215 1H216V4H215ZM230 1V2H229ZM156 1H154L153 3H152V5H153V7L155 6L156 8H158V3H159V1L157 2V3H155ZM184 2V1H183ZM194 2H196L195 4H194ZM202 2H203V4H202ZM218 2V3H217ZM167 3H171V1L169 0H167ZM173 3H174V1H173ZM175 3H176V1H175ZM213 3V4H212ZM226 3H229V4H226ZM231 3V4H230ZM157 4V5H156ZM178 4H180V5H178ZM192 4H194L193 6L194 7H192V8H195L196 6L198 7V9L195 11V12H193V14L192 13H190V11H191V6H192ZM205 4V5H204ZM209 4H210V6H209ZM219 4H220V6H219ZM184 6V10H182L183 8H181L182 6ZM200 5H202V6H200ZM204 5V6H203ZM216 5V6H215ZM234 6V7H233ZM248 6V7H247ZM206 7V8H205ZM217 9H215V8ZM218 7H221L222 9H220V8H218ZM230 7V8H229ZM155 8V9H156ZM166 8V9H165ZM175 8L177 9L176 11H178V12H176L175 11ZM185 8H186V11H185ZM204 9V10H202V9ZM209 8V9H208ZM211 8V9H210ZM255 10H254V9ZM171 9L173 10L174 9V11L173 12H171ZM180 9H181V12H183L184 13V15H183V17L181 16V14H183V13H180ZM188 9V10H187ZM196 9V8H195ZM194 9V10H195ZM220 9V10H219ZM245 9H247V10H245ZM211 11V13H210V11ZM217 11V13H215L216 11ZM245 10V11H244ZM254 10V11H253ZM192 11H193V9H192ZM199 11H201L202 13H199ZM210 13V14H208V12ZM219 11V12H218ZM249 11H251V14H249ZM253 11V12H252ZM260 11V12H259ZM262 11V12H261ZM186 12V13H185ZM173 13H174V15H173ZM195 13V14H194ZM198 13L199 14H201L200 15V17H198L199 15H198ZM204 13V14H203ZM224 13V14H223ZM192 14V15H191ZM211 14L212 15H214V14H216V15H214L213 16V18H211L212 16H211ZM170 15H171V18H175V20H173L172 19V21H170ZM193 16V17H188V16ZM198 15V16H197ZM208 15V16H207ZM250 15V16H249ZM176 16V17H175ZM206 16H207V18H206ZM255 16V17H254ZM180 17H182V18H180ZM256 17L258 18V20L256 19ZM166 18H167V20H166ZM177 18V19H176ZM188 18H190V19H192V20H190V19H188ZM197 18V20H195ZM211 18V19H210ZM263 18V19H262ZM168 19H169V21H168ZM186 19H188L189 20V24H188V21H186ZM205 19H206V21H205ZM213 19V20H212ZM261 19H262V21H261ZM200 20V21H199ZM202 20V21H201ZM176 21V22H175ZM184 21V22H183ZM187 23H186V22ZM198 21L199 22H201V24H198ZM213 21V22H212ZM261 21V22H260ZM168 22H174V23H172V24H166V23H168ZM210 22H212L211 24H210ZM257 22V23H256ZM260 22V23H259ZM181 23H183L182 25H181V27H182V29H180V28H178V26H180V24ZM184 23H186L185 24V26H184ZM195 23V24H194ZM216 24H217V26H218V28H217V26H216ZM219 24V25H218ZM248 24V25H247ZM253 24H259V25H261V27H262V30H261V28H260V26H256V25H254L255 27H256V29L258 30V28H260V32L261 33H258L257 32V34L259 35H257L255 32H253L252 31V28H251V26L253 27ZM178 25V26H177ZM187 25H189L190 26V28H189V30L188 31H186L185 29H186V27H188ZM194 25V26H193ZM202 25V26H201ZM251 25V26H250ZM160 26V25H159ZM192 26V27H191ZM201 26V27H200ZM227 26V27H226ZM246 26H249L250 28H251V30H250V28H249V30L250 31H252V33H253V36L251 37V38H249L250 39V41L249 40H247L248 39V36L244 39V38H242V40H241V38H239L238 36H237V38H234V34H237V33H239V31H240V33H241V30L245 27L246 28ZM215 27V28H214ZM258 27V28H257ZM176 28H178L177 30H176ZM242 28V29H241ZM244 28V29H245ZM188 29V28H187ZM195 29H197V30H195ZM212 29V30H211ZM219 29V30H218ZM255 29V28H254ZM253 29V30H254ZM256 29L254 30V31H256ZM181 32H180V31ZM234 31V34H233V32H231V31ZM235 30L236 31H238L237 33H235ZM246 30H248V28H246L245 30H242V31H246ZM248 30V31H249ZM216 31V32H215ZM218 31V32H217ZM162 32V33H161ZM185 32H186V34H185ZM227 32V33H226ZM228 32H229V34L231 35V33L233 34V38H232V36H227V35H229L228 34ZM231 32V33H230ZM167 33H168V35H167ZM182 33V34H181ZM243 33V32H242ZM249 35H250V32H247ZM247 33L246 34H244V35H247ZM205 35V36H203V35ZM183 35H186V36H183ZM225 37H224V36ZM242 34H240V36H241ZM252 35V34H251ZM256 35V37L255 38H253L254 36ZM199 36H201V37H199ZM224 37L223 39H225V38H228L229 40H230V42H229V40H224V41H226V42H224L222 39H220V40H218L220 37ZM159 37V36H158ZM177 37V38H176ZM243 37V36H242ZM245 37V36H244ZM250 37V36H249ZM177 40H176V39ZM178 38H179V40H178ZM184 38V39H183ZM200 38V39H199ZM260 38H262V39H260ZM149 39V38H148ZM234 39L235 40H237V41H239L238 42V44H237V42L235 43H231V41L233 40L234 41ZM258 39V40H257ZM150 40V39H149ZM171 40V41H170ZM176 40V41H175ZM180 40H182L181 42H180ZM215 41V44H214V41ZM255 40H257V43H258V46H257V43H256V41ZM260 40H261V42H260ZM155 41H153L154 43H155ZM159 41V42H158ZM168 41V42H167ZM175 43H174V42ZM179 42V44H178V42ZM213 41V42H212ZM223 41V42H222ZM151 42V41H150ZM171 42V43H170ZM174 43V45H173V43ZM190 42H192L191 44H190ZM197 42V43H196ZM212 42V43H211ZM227 42H229V43H231V44H228ZM248 42V43H247ZM260 42V43H259ZM263 42V43H262ZM159 43V44H160ZM169 43V44H168ZM177 43V44H176ZM196 43V44H195ZM211 43L212 44V46L211 45H209V44ZM225 43H226V45H225ZM152 44V42L150 43V45ZM190 44V45H189ZM205 44H207V45H205ZM219 44V45H218ZM237 44V45H236ZM249 44V45H248ZM251 44V45H250ZM259 44H261V45H259ZM166 45L168 46L169 45V47H168V50H169V52H170V54H169V52H166L165 53V51L166 50H164L165 48H167L166 47ZM178 45V46H177ZM189 45V46H188ZM202 45H204L203 47H202ZM222 45V48L220 47ZM228 45V46H227ZM247 47H246V46ZM252 45H253V47H252ZM206 46V47H205ZM231 46V47H230ZM157 47V48H156ZM200 47V48H199ZM201 47L202 48H205L206 50H208V47H209V49H210V47H212V48H214L215 47V52H214V55H211L212 53H213V51H212V48L210 49V50H208V51H206V53H204L205 52V49H201ZM251 47H252V49L255 47L256 49V51H254L255 52V54H254V52H253V50L251 49ZM259 47V48H258ZM262 47V48H261ZM172 49V50H170V49ZM195 48H197V49H195ZM236 48V50H234ZM241 48L243 49L242 51H241ZM194 49V51H197V50H200L199 52L201 53V50L203 51V53H201L202 54V56H205V54L207 55V59H206V61H205V59H204V57H203V62H202V60H201V55H200V53L199 52H197V53H199V55H200V57H199V59L197 58V60L196 61H194L193 59H192V57H194L195 56V58L196 57H198V56H196L195 54H194V52L193 53H191V54H194V56L193 55H191L189 52L190 51H192ZM227 49V50H226ZM232 49V50H231ZM259 49H262V50H260L259 52H258V50ZM245 50V51H244ZM252 50V51H251ZM159 51H160V53H159ZM210 51H211V53H210ZM225 51H228V52H226V53H224ZM234 51V52H233ZM246 51H247V54H246ZM264 51V50H263ZM162 52V53H161ZM180 52V53H179ZM231 52H233L232 53V55L231 54H229V53H231ZM163 53H165V54H163ZM175 53H176V55H175ZM196 53V52H195ZM220 53V54H219ZM251 53H253L254 55H251ZM260 53V54H259ZM263 53V54H262ZM159 54L161 55V56H159ZM163 54V55H162ZM188 54H190V57H187L188 56ZM217 54V55H216ZM226 54V55H225ZM237 54V55H236ZM246 54V55H245ZM174 55V56H173ZM221 55V56H220ZM258 55V56H257ZM172 56V57H171ZM210 56V57H209ZM243 56L245 57V59H243ZM247 56H249L248 57V59H250V61L252 60L253 61V59H255L257 62H258V64H256L257 62L254 60V64L252 65L250 62H246V57ZM251 56H253V57H251ZM156 57H157V60H156ZM174 57V58H173ZM182 57H183V59H182ZM228 57H230V58H228ZM252 59H251V58ZM191 58V59H190ZM225 58V59H224ZM226 58H227V60L229 61L228 63H227V60H226ZM238 58H239V60H238ZM214 59H216V61H214ZM241 59H243V62L242 63H244L243 65H244V67L242 66V68H244V69H241V70H243V71H241L240 70V68H239V65L238 64H242L241 63ZM259 59V60H258ZM223 60V62H221ZM231 60V61H230ZM232 60H234V62H232ZM176 61V62H175ZM204 61H205V63H204ZM240 61V62H239ZM245 61V62H244ZM249 61V60H248ZM260 61V62H259ZM186 62H188V61H186ZM231 62H232V64H231ZM238 62V63H237ZM256 62V63H255ZM262 62V64H260ZM175 63L176 64H178L177 66L175 65ZM182 63V62H181ZM180 63V64H181ZM185 63V62H184ZM184 63H182V64H184ZM201 63H202V65L203 66H201ZM217 63V65H215ZM236 63V64H235ZM186 64V63H185ZM189 64V63H188ZM207 64V65H206ZM230 66H228V65ZM245 64H246V66H248L249 67V69H251V70H258L257 72H256V70H255V72L256 73H253V72H251L250 71V73L248 74V75H251L250 77L249 76H246L247 74V71L246 70H248V68H246L245 67ZM251 64V65H250ZM257 66H256V65ZM151 65V64H150ZM171 65H175L174 67L173 66H171ZM213 65V66H212ZM222 67H221V66ZM234 65H237L238 66V68L236 67V66H234ZM262 66V67H259V66ZM169 66V67H168ZM182 66V68H183V65H181ZM189 66V65H188ZM191 66V65H190ZM215 66V67H214ZM219 66H220V68H219ZM225 66V67H224ZM254 68H253V67ZM168 67V69H166ZM172 67V68H171ZM206 67H207V69H206ZM236 67V68H235ZM181 68V67H180ZM198 68V69H199ZM211 68V69H210ZM224 68H226V70L224 69ZM230 68H232L233 70H234V68L235 69H237V70H232V69H230ZM165 69V70H164ZM191 69V70H190ZM209 69V71L210 72H208L207 70ZM216 69V70H215ZM217 69H219L220 71H218ZM230 69V70H229ZM152 70V69H151ZM214 70V71H213ZM222 70V71H221ZM225 70V71H224ZM238 70H240V71H238ZM209 73V74H207V72ZM232 71V72H231ZM261 71V72H260ZM188 72V73H187ZM230 72V74L232 73V75L231 76H229V77H226V74H228ZM233 72H235V74H240V72L242 73V75L244 74V76H246V77H244V76H242V80H241V77H240V75H237V76H239V80L241 81V83H239L237 80H238V77L233 73ZM237 72V73H236ZM239 72V73H238ZM249 72V71H248ZM259 72V73H258ZM217 74V75H219L220 77H222L221 79H223V80H221V81H219V76H216V75H214L213 76V74ZM253 73V74H252ZM149 74V73H148ZM147 73L145 74V76H147L148 75ZM185 74V75H186ZM224 76H223V75ZM230 74H228V75H230ZM182 76H183V74H181ZM184 75V76H185ZM194 75V76H193ZM212 75V76H211ZM222 75V76H221ZM253 75V76H252ZM256 77H255V76ZM259 75V76H258ZM261 75H262V78H261ZM203 77V78H202ZM231 77H233V79H231ZM236 77V78H235ZM249 77V78H248ZM259 77V78H258ZM183 78V77H182ZM189 78H191V79H189ZM218 78V79H217ZM243 78H245L244 80H243ZM247 78V79H246ZM251 78V79H250ZM258 78V79H257ZM187 79H189V81L188 82H186L185 80H187ZM212 79H214L215 81L216 80H218L219 81V84L218 83H214V80H212ZM225 79H227L226 81H224ZM237 79V80H236ZM249 79V80H248ZM260 79V80H259ZM202 80V81H201ZM212 80V81H211ZM231 80V81H230ZM245 80H246V82H247V84H248V81H250L249 83L250 84H252V85H254V88L255 87H258L259 85H260V83H262L261 84V86H259L258 88L259 89H262L261 91H260V93L261 94H263V95H260V99L261 100H259L258 98H259V92H256V88H255V92H250L249 90H251V88L252 89H254L253 88V86L252 85H250V84H246V82H245ZM253 80V81H252ZM256 82H255V81ZM201 81V82H200ZM222 81H224V82H222ZM233 81H235V83L233 82ZM261 81V82H260ZM205 82V83H204ZM209 82H210V85H212V86H210L209 87ZM222 82V83H221ZM253 82H254V84H253ZM259 82V83H258ZM187 83L190 85V86H188L187 85ZM194 83V84H193ZM231 83V84H230ZM193 84V85H192ZM197 84V85H196ZM198 84H200V85H202V86H200V85H198ZM205 84V85H204ZM215 84L217 85V86H215ZM224 84V85H223ZM227 85V88H225V86ZM235 84H237V85H235ZM240 85V87H236V86H239ZM258 86H257V85ZM177 85V84H176ZM208 85V86H207ZM213 85H214V87H213ZM221 87H220V86ZM233 85V86H232ZM256 85V86H255ZM192 86V87H191ZM222 86H223V88H222ZM245 86H247V87H250L249 88V90H248V92H247V90L244 88ZM177 87L179 88V86L177 85ZM176 87V88H177ZM191 87V88H190ZM203 87H204V89H203ZM217 87V88H216ZM235 87H236V89H235ZM246 87V88H247ZM260 87H262V88H260ZM208 88V89H207ZM215 88V89H214ZM219 88V89H218ZM220 88H221V90H220ZM240 88H241V90H240ZM258 88H257V91H258ZM194 89V90H193ZM205 90V91H203V90ZM213 91H212V90ZM231 89V90H230ZM237 90L238 89V91L240 92V91H245L244 92V94L243 93H241V95L239 96H236L237 98H235V95H237V94H239L238 93V91H235V90ZM243 89H245V90H243ZM207 90H208V92H207ZM211 90V91H210ZM216 90H217V92H216ZM223 90H224V92L226 93V94H224L223 93ZM232 90H234V91H232ZM198 91L203 95V97H202V95H200V93H198ZM204 93H203V92ZM218 91L221 93V94H219L218 93ZM252 91V90H251ZM232 92H236L234 95L232 94ZM247 92V95L245 94ZM185 93H184V95H185ZM250 93H253V95H251ZM206 94V95H205ZM207 94H209V95H211V96H208ZM213 94V95H212ZM219 94V95H218ZM224 94V96H222ZM229 94V95H228ZM243 94V95H242ZM256 94H258V95H256ZM217 95L219 96V98L220 99H217L218 97H217ZM220 95H221V97H220ZM248 95H250V97H248ZM212 97V98H206V97ZM215 96H216V99H217V101H216V103L215 102H212V101H214V98H215ZM242 96V97H241ZM244 96H246V97H244ZM254 96V97H253ZM121 97V96H120ZM120 97H117L116 98V103H122V99H124L123 98V96L120 98ZM190 97V98H189ZM241 99H240V98ZM178 98H180V99H178ZM205 98V99H204ZM226 98V99H225ZM237 99V100H235V99ZM239 98V99H238ZM255 98V99H254ZM119 99H120V102H119ZM183 99H184V101H183ZM209 99V100H208ZM233 99V100H232ZM250 99V100H249ZM251 99H252V101H251ZM259 101H258V100ZM185 100H187V102L185 101ZM190 100V101H189ZM242 100H244V101H242ZM246 100H247V102H246ZM254 100H257L256 102L254 101ZM172 101V102H173ZM208 101V102H207ZM231 101H229L228 102V104H226L225 102H224V104L227 106L228 105V107H229V105H230V102ZM238 101V102H237ZM264 100H262L261 101V103L263 104V105H261V103H260V106H264V102H263ZM190 102V103H189ZM246 102V103H245ZM249 102H250V105H249ZM255 102V103H254ZM176 103H178V105L176 104ZM186 103L188 104V106L186 105ZM195 104V105H192V104ZM202 103V105H200ZM212 105H211V104ZM215 103V104H214ZM222 103V102H221ZM245 104V105H243V104ZM190 104L192 105V106H190ZM208 104H209V106L211 105V107H209L208 106ZM224 104H222V107L223 108H226V106L224 105ZM233 103L231 102V105H232ZM251 104L254 106H251ZM256 104H258V105H256ZM206 105V106H205ZM216 107H215V106ZM224 105V106H223ZM230 105V106H231ZM242 107H240V106ZM243 105V106H242ZM247 105H249V107L247 106ZM204 108H203V107ZM237 106L240 108V109H238L237 108ZM246 106V107H245ZM163 108H167V107H164V106H162ZM175 106H173L172 108H174ZM187 107V108H186ZM194 107V108H195ZM228 107H227V109H228ZM252 107V108H251ZM185 110H184V109ZM194 108H191L192 110L194 109ZM207 108V109H206ZM245 108H246V114H248V115H245V114H243L244 112H245ZM247 108L249 109V111H247ZM254 108H255V110L256 111H258V112H256L255 110H254ZM258 108V109H257ZM204 109V110H203ZM229 109H230V107H229ZM236 109V110H235ZM239 111H238V110ZM241 109H242V111H243V113H242V115H243V117H242V115H241ZM182 110H183V112H182ZM190 110V109H189ZM195 110V109H194ZM193 110V111H194ZM202 110V111H201ZM254 110V111H253ZM165 112H168V111H172V109H169V108H167L166 110H164ZM227 111V110H226ZM236 111H238V113H239V115L237 116V117H240V118H237L236 117V114H238V113H236L235 114V112ZM251 111V112H250ZM182 112V113H181ZM189 112V111H188ZM211 112V113H210ZM233 112V113H232ZM250 112V113H249ZM254 112V113H253ZM261 112V113H260ZM196 113H198V112H196ZM198 113V114H199ZM230 113H232V114H230ZM251 113H253L254 115H258V116H256V117H254V119L252 118L253 117V114L251 115ZM198 114H196V115H198ZM202 114H203V112H202ZM241 115V116H240ZM200 116H199V118H200ZM230 116L232 117L231 119H228V118H230ZM202 117V116H201ZM211 117V118H210ZM237 118V119H235L234 120V118ZM242 117V118H241ZM249 117V118H248ZM249 119V122H251V123H249L248 121V123L246 122V120L247 119ZM252 118V119H251ZM257 118H258V121H256L257 120ZM202 118H200V120H201ZM216 119V120H215ZM232 119H233V121H232ZM240 119H242V121L240 120ZM212 120V121H213ZM238 120V121H237ZM245 120V121H244ZM252 120H254L255 122H253ZM218 121V122H219ZM228 121V122H227ZM232 121V122H231ZM226 122H227V125H225L226 124ZM229 122H231V124H234V125H237V126H240V128L239 127H237L236 129H235V127L236 126H234V125H231ZM253 122V123H252ZM260 122H263V123H260ZM197 123H198V121H197ZM199 123H200V121H199ZM208 123H210V121H208ZM217 123V122H216ZM237 123H240V124H237ZM230 124V125H229ZM243 124H244V126H243ZM250 126L251 124V127H249L248 125ZM257 124V125H256ZM263 125V126H260V125ZM196 125H198L199 126V124H196ZM208 126V127H206V126ZM212 125V126H211ZM256 126V131H257V134H256V132H255V130H254V128H255V126ZM259 125V126H258ZM198 126H195V127H198ZM226 126H231V127H226ZM245 126H247V128L245 127ZM254 126V127H253ZM234 127V128H233ZM252 127H253V129H252ZM259 127V128H258ZM263 127V128H262ZM201 128V127H200ZM209 130H208V129ZM248 128L250 129H252V131H251V129H250V131L248 130ZM262 128V129H261ZM220 129V130H219ZM259 129H260V131H259ZM219 130V131H218ZM231 130V131H230ZM234 130V131H233ZM237 130V131H236ZM243 132H242V131ZM244 130H245V132L247 133V138H252L250 141V145L248 146V143H249V139L247 140V138H246V134H245V132H244ZM250 132V134H249V132ZM222 131V132H223ZM230 133H229V132ZM236 131V132H235ZM238 131H240L239 133H237ZM254 131V132H253ZM234 134H233V133ZM211 133V134H212ZM237 133V134H236ZM244 133V134H243ZM255 133V134H254ZM259 133V134H258ZM241 134H242V137H240L241 136ZM200 135H198V136H200ZM240 135V136H239ZM245 136V138H244V136ZM259 135L261 136V137H259ZM203 136V135H202ZM219 136H221V135H219ZM231 136V137H230ZM234 136V137H233ZM237 138H239V139H241L240 141L238 140V139H236V137ZM255 136V137H254ZM264 136V135H263ZM211 137V136H210ZM208 137L207 138V136H206V138L207 139H210L209 141V143H211V138H213V137ZM222 137V136H221ZM220 137V138H221ZM229 137H230V139H229ZM204 138V137H203ZM216 138H218V136L216 137ZM245 139V143L247 142V146H248V148L250 147H252L251 148V150L252 151H255V148H258L257 150H258V152H252L251 151V153H252V156L253 155H257V153H258V155H260V154H263V155H260L261 157H262V161H263V163H260V162H262V161H260L259 162V160H260V156H258L257 155V160L255 159V158H253L252 156V158H253V160H254V162L256 163V165H255V163H253L252 161V159H251V161L250 160H248L247 159V155L249 154L248 153V151L250 152V148L248 149L247 148V151H245L243 148H246V147H244V146H246L245 144H243L242 145V143H243V139ZM261 138H263V140L261 139ZM200 139V138H199ZM207 139H205V142H206V140ZM204 140V139H203ZM219 140V139H218ZM221 140V139H220ZM232 140H235V141H232ZM237 140V141H236ZM247 140V141H246ZM262 140V141H261ZM199 141H202V140H198V142ZM215 141V136H214V139H213V142ZM216 141H217V139H216ZM230 141V142H229ZM204 141H202V143H203ZM208 142V141H207ZM219 142V141H218ZM218 142H216L218 145H219V143ZM225 142V143H226ZM232 142H235V143H233V144H231ZM237 142H238V145H237ZM214 144V147H216V145L217 144ZM228 143H230L229 144V146H228ZM241 145H240V144ZM252 143V144H251ZM200 144H201V142H200ZM257 144H259L257 147L255 146V145H257ZM217 145V146H218ZM222 145V144H221ZM234 147H233V146ZM236 145H237V147H236ZM252 145H254L255 146V148L252 146ZM200 146L201 145H199V147H198V151H200V153H201V150H200ZM211 146V145H210ZM240 146H243L242 147V150H240L241 149V147ZM262 146V147H261ZM194 147H196V146H194ZM202 147V146H201ZM213 147V146H212ZM218 147H220V145L218 146ZM217 147V148H218ZM232 147L233 148H236V150L238 151H236L235 149H232ZM204 148H205V143H204ZM203 148V149H204ZM232 149V151H231V149ZM240 148V149H239ZM196 149V150H195ZM259 149H261V150H259ZM211 150V149H210ZM210 150H209V152H210ZM256 150V151H257ZM194 151H196V159H198L197 157H199V155L197 154V148H194ZM206 151H208V148H207V150ZM213 151H216L215 150V148H214V150ZM239 151L242 153L243 152V154H241V153H239ZM208 152V153H209ZM212 152V151H211ZM233 152V153H232ZM199 153V154H200ZM217 153V154H216ZM236 153H238V154H236ZM244 153L246 154V155H244ZM248 153V154H247ZM250 153V154H251ZM260 153V154H259ZM205 154V153H204ZM212 154V156H213V158H214V155H213V152L211 153ZM232 154L234 155V156H236V155H239V156H236V157H234V156H232ZM249 154V155H250ZM202 155V154H201ZM206 156H208V154H205ZM210 155V154H209ZM222 155H224L222 158H221V156ZM206 156L204 157L203 156V158H206ZM244 156H246V159H245V157H244V159H242ZM254 156V157H255ZM225 157V158H226ZM230 157V158H229ZM250 156H249V158H251ZM199 158H202L201 156L199 157ZM209 158V157H208ZM208 158L206 159L207 161H208ZM215 158H216V156H215ZM214 158V159H215ZM221 158V159H220ZM223 159V160H222ZM199 160V159H198ZM211 160V159H210ZM210 160L208 161L209 163H211L210 162ZM213 160V159H212ZM240 162H239V161ZM247 160L249 161V162H251L250 164H249V167H251V168H248V170L246 169L247 167H245V165L247 164L246 162H247ZM202 161V163H203V159L201 160ZM200 161V162H201ZM236 161V162H235ZM237 161H238V165H239V167H240V169L242 170H238L236 167H238V165H235V164H232V163H236L237 164ZM243 161V162H242ZM246 161V162H245ZM195 162H197L198 163V161L196 160ZM205 162L206 161H204V164H205ZM207 162V163H208ZM246 163V164H242V163ZM258 162H259V165H260V167H259V165H257L258 164ZM201 163V164H202ZM231 163V164H230ZM244 165V166H242V165ZM252 164H254L255 166H253L252 167ZM213 165V164H212ZM218 165H220V166H218ZM231 165V166H230ZM215 166H213L214 168H215ZM257 166L259 167V169L257 168ZM212 167V168H213ZM230 167H232V168H230ZM238 167V168H239ZM263 167V168H262ZM233 168H235V169H233ZM245 168V169H244ZM260 168H262L261 170H263L262 172H259V170H260ZM203 169V170H202ZM231 169V170H230ZM250 169H253L252 171L253 172H255L254 174H255V176L257 177H255L254 176V174H253V172L251 173V175H250V172L248 173L247 171H249ZM256 169H258V173L259 174H256L257 173V171H256ZM218 170V171H217ZM223 170V169H222ZM221 170V171H222ZM227 170H230V171H228L227 173L228 174H226L225 175V173H226V171ZM233 170V171H232ZM245 170H246V173H245ZM260 170V171H261ZM208 171H213V172H211L212 173V175L210 176V172L208 173ZM235 171V172H234ZM218 172V173H217ZM225 172V173H224ZM234 172V173H233ZM239 172H241V173H239ZM220 173V174H219ZM223 173H224V175H223ZM229 173H231V174H229ZM245 173V174H244ZM196 174H197V176H196ZM206 174V175H207ZM222 174V176H224V177H221L220 175ZM233 174H235V175H233ZM247 174V175H246ZM250 176H249V175ZM221 177V178H218L219 176ZM232 175V176H231ZM241 175V176H240ZM244 175H245V178H246V180L245 181H243L241 184H240V182H238V180L240 179V181L242 180V176H243V178H244ZM258 175V176H257ZM233 176H234V178H233ZM246 176H248V177H246ZM252 176V177H251ZM206 176L204 175V178H205ZM228 177H229V179L230 180H227L228 179ZM230 177H232V178H230ZM238 177H239V179H238ZM252 178V181H247V180H250L249 178ZM244 178V179H245ZM255 178H256V180H255ZM218 179V180H217ZM220 179V180H219ZM231 179H232V181L233 182H235V181H237L236 183H234V185H233V183H231ZM236 179V180H235ZM259 182H258V181ZM189 181H188V184H189ZM223 181H224V183H223ZM227 181H228V184H226L227 183ZM218 182H220L221 183V185H220V183H218ZM246 182V183H245ZM254 182V183H253ZM204 183V184H203ZM245 183V184H244ZM249 183V184H248ZM252 183V184H251ZM194 184V185H193ZM238 184V185H237ZM258 184V185H257ZM216 185V186H215ZM231 185H232V187H231ZM240 185H242L241 187H239ZM254 185V186H253ZM209 186V187H208ZM215 186V187H214ZM228 187L227 189H226V187ZM250 188H249V187ZM204 187V186H203ZM220 187H221V189H222V187H224L225 189H226V191H225V189L223 188L222 190L220 189ZM234 187H235V189H234ZM239 187V188H238ZM193 188H195L194 189V191H195V193H193L194 191L193 190H191V189H193ZM246 188L248 189V190H246ZM220 190V191H218V190ZM233 191H232V190ZM239 189H241V190H239ZM205 190H204V192H205ZM209 190H213V193H210L209 192ZM227 190H229V191H231V194L233 195V198L230 196V195H228L229 193V191L227 192ZM249 190H251L250 192H248ZM197 191V192H196ZM202 192L203 193V196L202 195H200L199 194V192ZM215 191V192H214ZM224 191V192H223ZM234 191H236V192H234ZM243 191V192H242ZM246 191H247V193H246ZM205 192V193H206ZM217 192V193H216ZM223 192V193H222ZM241 192H242V195L240 196V197H238L240 194H241ZM197 193H198V196H200V199H195V195L197 196ZM201 193V194H202ZM220 193V194H219ZM234 193V194H233ZM254 193H256V195L254 194ZM212 194V195H211ZM220 196H219V195ZM228 195V196H230V197H228V196H226V195ZM247 194H248V196H247ZM261 194H262V197H261ZM217 195V196H216ZM223 195H225V196H223ZM237 195V196H236ZM193 196H194V198H193ZM197 196V197H198ZM216 196V197H215ZM196 197V198H197ZM202 197V198H201ZM205 199H204V198ZM215 197V198H214ZM218 197V198H217ZM220 197V198H219ZM235 197H237L236 199H235ZM256 197V198H255ZM261 199V203L258 201V199L259 198ZM186 198H185V202H186ZM199 198V197H198ZM212 198V199H211ZM217 198V199H216ZM231 200H230V199ZM248 198V199H247ZM210 199V200H209ZM221 200V201H218V200ZM224 199H226L225 201H224ZM235 199L236 201H235V203H234V201L233 200ZM191 200V201H190ZM195 200V201H194ZM198 200V201H197ZM209 200V201H208ZM217 200V201H216ZM223 200V201H222ZM233 201V202H230V201ZM257 200V201H256ZM183 201H184V199H183ZM187 201V202H188ZM194 201V202H193ZM204 201V202H203ZM208 201V202H207ZM216 201V202H215ZM227 201H229V202H227ZM186 202V203H187ZM191 202H193V203H191ZM205 202H207L206 204H205ZM212 202V203H213ZM220 202V203H219ZM227 202V203H226ZM211 203V202H210ZM234 203V205H232ZM236 203L238 204L237 205V208H239L238 209V211L237 212H235L234 210H236L235 208L236 207H234L233 208V214L231 215V210L230 209H232L231 207L232 206H235L236 205ZM246 203V204H245ZM258 203V204H257ZM198 204V203H197ZM226 204L227 205H232V206H226ZM246 205V206H245ZM257 205L259 206V207H257ZM190 206H189V208H190ZM203 206H204V208H203ZM209 206H207L208 208H209ZM225 207V209L223 210L222 208H224ZM229 208V213H227V214H230V216L228 215V217L230 218V220H229V218L227 217V214H225V211L227 212V210L228 209H226V208ZM188 208V209H189ZM194 208V209H195ZM213 208V207H212ZM221 208V209H220ZM240 209H242V210H240ZM244 209H248L247 211L246 210H244ZM259 209H260V211H259ZM200 212H202V214L204 213H206L205 215H201L200 213H199V211ZM223 210V211H222ZM195 211L196 210H194V213H195ZM239 211H241V215H240V212ZM243 211L245 212V213H243ZM212 214H211V213ZM217 212V213H216ZM219 212V213H218ZM235 212V213H234ZM239 212V215L238 216H236L237 215V213ZM247 212V213H246ZM250 212V213H249ZM193 213V214H194ZM209 213H210V216H209ZM220 213H222V214H220ZM224 213V214H223ZM214 214V215H213ZM236 214V215H235ZM189 215H190V217H192L191 219H190V223H188L186 220H189ZM221 215V216H220ZM193 216H195V215H193ZM220 216V217H219ZM224 216H226L227 217V219L224 217ZM231 216H234V218L233 217H231ZM236 216V217H235ZM239 216H241L240 218H239ZM196 217V216H195ZM209 217V218H208ZM215 217V218H214ZM200 218V219H201ZM232 218V219H231ZM239 218V219H238ZM208 219V220H207ZM220 219V220H219ZM252 219V220H251ZM194 220H195V222H197V223H195L194 222ZM240 220V222H238ZM257 220V221H256ZM184 221V222H183ZM189 224H187L186 222ZM192 221H193V226L191 225V227H190V224H192ZM214 222H215V224H214ZM181 223V224H182ZM195 223V224H194ZM254 223V224H253ZM259 224V225H258ZM187 225V226H186ZM194 225H195V229L193 230V227H194ZM189 226V227H188ZM183 227V230H184V232L183 233H185V235H186V228L184 227V226H182ZM181 226H180V229L182 228ZM127 228V231L125 230ZM190 228V229H189ZM199 228V229H198ZM211 228V229H210ZM189 229V230H188ZM220 229V230H219ZM183 230H180V232L181 231H183ZM211 230V231H210ZM129 231H132V228H130L129 229V227H124V228H122L120 231H119V233H120V235H122L123 237H122V241H113V240H107L106 241V245H110V243H111V245H113L114 243L116 244V242H117V244H119L120 242L121 243H123L125 246H127L128 248H134V247H136V249H141L142 247H145V246H148V245H151V244H153L154 243V240H152V237H150V236H147V237H144L143 238V240H139V239H133V241L132 240H128L127 239V236L129 235L128 233H129ZM211 232V233H210ZM125 233H126V235H125ZM131 233V232H130ZM219 233V234H218ZM182 234V233H181ZM218 234V235H217ZM221 234V235H220ZM246 234V235H245ZM197 235V236H196ZM199 235V236H198ZM192 236V237H191ZM195 236H196V238H195ZM193 238V241H194V243H192V241L190 242L189 240H192V239H189L188 241H187V239L188 238ZM235 237V238H234ZM238 237V238H237ZM252 237V238H251ZM256 237L258 238L259 237V239L257 240L256 239ZM179 238V239H180ZM203 237H200V239H202ZM255 238V239H254ZM262 238V239H261ZM151 239V240H150ZM234 239H236L237 241H235ZM250 239H252V240H250ZM88 241H89V239H87ZM87 240H83V242H84V248H83V245H81V244H83V242L81 241V243H80V241H72V242H70V245L71 244H73V246L71 247V246H69V253H70V255L72 256V263L73 264H91L92 262L91 261H93V264H95L96 263V261L99 259L100 260V262H99V260H98V264H105L104 262L106 261V264H107V262H108V264H115V263H117V264H129V262H130V260L132 259H130L129 260V262H127L128 261V259H127V256H124L123 257V261H121L120 262V258H122V257H118V260L116 259V255L115 254H113L112 252H111V250H108L107 252H105V253H103V255L102 256H104L105 255V259L104 258H102V256L100 257L99 256V258H98V256H97V258H96V256L94 255L93 256V253L91 254V253H88L89 255H92L91 257H92V260L90 261V258L88 257L87 258V256H89L88 254H87V252H89L91 249V247L93 248L94 246L95 247H97V242L98 243H100V239H98V240H96V239H93V240H91L90 239V242L91 241H93V242H91V243H93L92 244V246H91V244L87 241ZM127 240V241H126ZM138 240V241H137ZM150 240V241H149ZM208 240L210 241V243L211 244H209V242H208ZM232 240V242H230ZM246 240V241H245ZM255 240V241H254ZM103 241H105V239H103ZM139 241L141 242L140 244H142V245H140V248H138L139 247ZM149 241V243H151V244H149V243H147ZM187 241V242H186ZM252 241H254V242H252ZM53 243H51V241L50 242H47V241H41V243H39L38 242V245H39V247L38 246H36V247H33V248H31V250H28V252H33L35 249V251H36V253H38L39 254V252H41V253H43L44 251H45V249H46V247L48 246V245H50V247H53V248H57V247H61L62 246V242H59V241H52ZM96 242V243H95ZM126 242H128L127 244H126ZM137 242V243H136ZM178 242H177V244H178ZM184 242V243H183ZM237 242V243H236ZM262 242V243H261ZM51 243V244H50ZM78 243H79V245H81V246H79L78 245ZM103 244L105 243V242H102ZM146 243H147V245H146ZM161 243V242H160ZM189 243H190V245H189ZM192 243V244H191ZM207 243H208V246H207ZM229 243H232L231 245L229 244ZM86 244H89L90 246H89V248L88 247H86ZM102 244V245H103ZM156 244H157V241H156ZM162 244V243H161ZM219 244H221V245H219ZM0 245L2 246L3 245V242L1 241V243H0ZM101 245V244H100ZM99 245V246H100ZM133 245H134V247H133ZM171 245V244H170ZM0 246V248L2 249V247ZM88 246V245H87ZM192 246H195V250H191V249H189L190 247H192ZM253 247V249H251L252 247ZM81 247V248H80ZM181 247H183V249H181ZM205 247H207L206 249H205ZM221 247H223V248H225L224 250L225 251H222V252H226V260L223 258L224 256L223 255H225V254H223L222 252H221ZM35 248V249H34ZM79 248L81 249V250H79ZM227 248L229 249V251H227ZM29 249V248H28ZM86 249H88L87 250V252H85L86 251ZM194 249V248H193ZM239 249V250H238ZM249 250V252H247L248 250ZM33 250V251H32ZM79 250V251H78ZM85 250V251H84ZM223 250V249H222ZM243 250V251H242ZM254 250V251H253ZM261 250V251H260ZM1 251V250H0ZM4 251V250H3ZM35 251H34V257L33 256H31V258L30 259H32L33 260V262H34V264H35V259L38 257V255H35ZM80 252L81 254H83V258L84 259H82L81 260V262H80V257H81V255H80V253H78V252ZM82 251H84V252H82ZM170 250L169 251H166V252H171ZM183 251V252H184ZM207 251V252H206ZM210 251V252H209ZM242 253H240V252ZM246 251V252H245ZM253 251V252H252ZM184 252V253H185ZM219 252H220V255H219ZM252 252V253H251ZM4 254H2V253H0V256H1V254H2V257L0 258V261H3V263L4 262H6L5 264H13V260L14 259H19L20 258V260L19 261H21V260H23V258H26L27 259V251L24 253L25 254V257H16V258H13L10 262L9 261H7V259H6V261H4L5 260V258H8L7 256V254L5 253V252H3ZM75 253V254H74ZM190 253H194V255L193 254H190ZM212 254V255H210V254ZM228 253V254H227ZM237 253V254H236ZM240 253V254H239ZM248 253H251V254H248ZM73 254H74V256H73ZM165 253H164V251H163V255H164ZM181 254V253H180ZM199 254H200V257H198L199 256ZM205 254H208V255H210L211 257H213L212 259H211V262L210 261H208V260H210V258L207 256V255H205ZM223 254V255H222ZM246 255V257H245V255ZM253 254H255V255H253ZM263 254V255H262ZM115 257H114V256ZM193 255V256H192ZM218 255V256H217ZM248 255V256H247ZM251 255V256H250ZM41 255H39V257H40ZM79 256V257H78ZM202 256H204V259H203V257ZM221 256H222V259H224V260H221ZM254 256V257H253ZM78 257V258H77ZM108 257H110V261H108L109 259H108ZM132 257V256H131ZM194 257H196V258H194ZM82 258V257H81ZM88 259V261L86 262V260ZM104 259V262H103V260L102 259ZM190 258L193 260V262H192V260H190ZM231 258H233V257H231ZM256 258V259H255ZM16 259V262L15 263H19L18 262V260ZM29 259V258H28ZM94 259V260H93ZM186 259V260H185ZM197 259V260H196ZM201 259H203V260H201ZM205 259H207V260H205ZM218 259H219V261H218ZM169 260V261H168ZM171 260H172V262H171ZM199 260V261H198ZM214 260V261H213ZM237 260V261H236ZM15 261V260H14ZM29 261H31V260H29ZM83 261V262H82ZM118 261V262H117ZM173 261H175V262H173ZM186 261H189V262H186ZM195 261H197V262H195ZM201 261H203V262H201ZM225 261V262H224ZM258 261V262H257ZM7 262H9V263H7ZM22 262V261H21ZM26 263V261L25 260H23V263ZM32 262V261H31ZM33 262H32V264H33ZM91 262V263H90ZM132 262H133V259H132ZM130 263V264H133V263ZM221 262V263H220ZM223 262V263H222ZM241 262V263H240ZM261 262V263H260ZM2 263V262H1ZM0 263V264H1ZM14 263V264H15ZM22 263V264H23ZM71 263V264H72ZM230 262H229V264H231ZM19 264H21V263H19Z\"/></svg>","mask_w":264,"mask_h":264}]
</instances>
